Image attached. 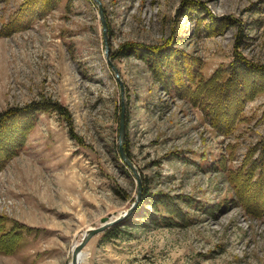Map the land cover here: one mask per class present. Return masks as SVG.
I'll use <instances>...</instances> for the list:
<instances>
[{"label": "rangeland", "instance_id": "obj_1", "mask_svg": "<svg viewBox=\"0 0 264 264\" xmlns=\"http://www.w3.org/2000/svg\"><path fill=\"white\" fill-rule=\"evenodd\" d=\"M23 1L0 0V32ZM99 1L110 52L128 42L158 46L172 35L180 37L179 50L200 61L204 78L229 69L235 52L264 67V0ZM190 2L232 24L207 36L194 20L207 17L202 11L183 16ZM110 60L124 87L123 152L143 189L168 194L188 218L154 224L159 216L144 204L133 219L138 224L123 227L120 238H91L80 264H264V215L233 202L225 176L264 136V78L249 79L259 89L223 136L199 107L170 95L137 54ZM46 100L66 107L72 132L55 113L39 114L0 171V214L30 229L15 254H0V264H70L85 231L119 216L136 197L118 150L120 88L92 0H51L45 15L0 35V111Z\"/></svg>", "mask_w": 264, "mask_h": 264}, {"label": "trees", "instance_id": "obj_2", "mask_svg": "<svg viewBox=\"0 0 264 264\" xmlns=\"http://www.w3.org/2000/svg\"><path fill=\"white\" fill-rule=\"evenodd\" d=\"M184 8L183 16L188 17L191 12L197 11H202L207 16L206 18L194 17V20L198 21L197 25L203 26L207 36L219 33L232 24L229 18L214 17L208 12L205 13L204 9L202 10L200 5L194 2L188 3ZM50 9L51 0H24L19 10L4 24L0 35L7 36L26 27L27 23L33 21L35 17L45 15ZM170 36L167 41L158 46L125 43L119 49L110 52V57L121 58L137 54L146 62L155 78L170 95H176L199 107L205 113L214 131L228 136L235 130V124L243 112L246 99L257 93L259 88H256L255 79L264 78V67H255L235 52L234 61L229 69L224 72L218 71L210 78H204L200 61L198 63L197 58L176 47L180 41L179 36L177 38ZM252 76L255 79L249 83ZM50 112L55 113L68 127L69 132H72L71 115L66 107L57 101H32L24 106L8 107L0 111V171L23 148L26 134L34 126L37 116ZM77 140L79 144H83L80 139ZM221 164L219 168H225L224 163ZM225 176L235 196L233 202L252 216L264 215V136L254 147L249 148L239 167L234 170L225 169ZM171 198L162 192L151 194L144 188L135 211L124 221L102 233V240L118 239L125 232L122 230L123 227L136 226L138 223L133 219L144 204L158 214L159 220L150 219L154 224L168 227L174 224L181 225L187 220L188 215L177 201ZM182 202L187 207L192 204L186 198H183ZM146 213L150 218L155 215L147 211ZM29 232L30 229L25 225L0 214V254H15Z\"/></svg>", "mask_w": 264, "mask_h": 264}, {"label": "water", "instance_id": "obj_3", "mask_svg": "<svg viewBox=\"0 0 264 264\" xmlns=\"http://www.w3.org/2000/svg\"><path fill=\"white\" fill-rule=\"evenodd\" d=\"M92 1L98 6L99 19L102 25L103 47H104V53L107 59V64L110 67V69L113 71L115 78L119 84V88H120L121 104H120L119 126H118L119 155L123 163L132 172L136 180L137 190H136V197L134 201L132 202V204L126 211L122 212L118 217H114V219H112V216L104 217L100 220V225L98 227L89 228L85 231L81 241L76 246H74L72 250L71 264H80L79 256L82 254L83 248L85 247V245L88 243V241L91 238L105 232L109 228H112L118 225L119 223L124 221L126 218H128L135 211L138 204L140 203L141 193L143 189L142 182H141V179H140V176L137 170L135 169L131 161L126 157L125 153L123 152V145L126 139V114H125V104L123 100L124 87H123L122 82L119 79V72L116 69V67L113 65L109 57L110 46H109V38H108V27H107V23L105 21V17L103 14L101 2L99 0H92Z\"/></svg>", "mask_w": 264, "mask_h": 264}, {"label": "bare ground", "instance_id": "obj_4", "mask_svg": "<svg viewBox=\"0 0 264 264\" xmlns=\"http://www.w3.org/2000/svg\"><path fill=\"white\" fill-rule=\"evenodd\" d=\"M207 93V92H206ZM209 96V95H208ZM211 97V96H210ZM250 190V189H249ZM241 193V192H240ZM244 195V194H243ZM251 201V200H250ZM249 204V203H248ZM247 206V205H246ZM118 217V216H117ZM112 219H114V217L112 218ZM81 240V239H80ZM79 240V241H80ZM76 243V242H75ZM79 243V242H78ZM78 243H76L74 246H76ZM74 246H73V248H74ZM82 258H83V254H81L80 256H79V263L81 262V260H82ZM71 264V263H70Z\"/></svg>", "mask_w": 264, "mask_h": 264}, {"label": "crops", "instance_id": "obj_5", "mask_svg": "<svg viewBox=\"0 0 264 264\" xmlns=\"http://www.w3.org/2000/svg\"><path fill=\"white\" fill-rule=\"evenodd\" d=\"M97 242V241H96Z\"/></svg>", "mask_w": 264, "mask_h": 264}]
</instances>
